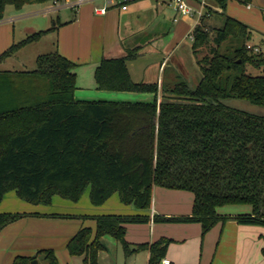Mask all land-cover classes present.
<instances>
[{
	"label": "trees",
	"instance_id": "16d2710c",
	"mask_svg": "<svg viewBox=\"0 0 264 264\" xmlns=\"http://www.w3.org/2000/svg\"><path fill=\"white\" fill-rule=\"evenodd\" d=\"M55 1L61 0H0V20L8 5L21 10ZM216 1L223 10L209 8L192 31L195 55L201 47L210 48L198 59L202 75L194 88L177 76L134 82L126 60L136 57L138 49L103 58L96 67L99 89L150 93L151 101L76 99V64L56 48L57 23L4 51L0 63L53 34L54 50L39 54L33 69H0V203L9 190L34 204H49L55 194L78 200L90 186L96 206L118 193L124 204L147 211L157 185L190 191L194 203L190 215L155 214V222H198L202 236L229 218L264 226V116L223 102L239 98L264 106V53L248 47L253 28L225 13L227 0ZM213 13L224 17L223 25L209 30L203 22ZM230 39L241 41L232 53L227 45L222 49ZM248 67L258 73L248 72ZM229 204H249L251 212H217ZM141 211L95 216V235L81 228L69 240V251L82 255L84 264H99V253L105 249L100 238L111 234L123 242L127 256L148 250V264H160L171 239L133 247L125 241V223L150 221ZM22 216L0 212V231ZM33 259L59 264L52 249L19 255L12 264H31Z\"/></svg>",
	"mask_w": 264,
	"mask_h": 264
},
{
	"label": "crops",
	"instance_id": "0c3cea01",
	"mask_svg": "<svg viewBox=\"0 0 264 264\" xmlns=\"http://www.w3.org/2000/svg\"><path fill=\"white\" fill-rule=\"evenodd\" d=\"M65 2L66 0H64ZM103 3L104 0L84 2L76 9L72 8L73 14L64 18L59 15L58 10L61 7L55 6L54 3L46 4L44 8L37 11L50 16L51 25L46 29L57 23L56 48L76 64L74 68L77 73L75 98L78 100H105L112 96L127 99L135 97L133 96L135 93L132 92L107 91L97 87L94 72L103 58L123 57L129 50L138 49L136 57L126 60L131 79L136 83H151L161 81L165 68L171 56L174 55L171 40L165 34V28L173 29L175 21L181 17L176 16L173 8L162 7L156 0H137L132 2L127 10L113 8L109 9L106 14L95 13L94 7ZM210 5L212 11H218L213 6L219 5L215 0H211ZM246 7L251 9L252 6L250 4L249 7L247 5ZM168 10H171L170 14ZM21 16L6 15L0 20V55L15 42L38 31L32 25L20 26L21 23L18 27L17 20ZM182 20L189 26L191 25L192 29V18L182 17ZM52 36L53 34H48L39 42L24 46L20 50L21 55L6 58L0 63V69H33L39 54L54 50ZM41 45L47 46L46 49H43L44 51L37 49ZM35 49H37L36 52H34ZM29 57L31 58L29 59ZM26 60L32 62L31 68L24 67L25 63L23 64V62ZM194 80L198 82L200 79L195 77ZM112 101H121V99ZM153 197L154 206H152L151 221L144 224L146 227H150V234H147L148 236L141 243H152L157 241L156 238L159 236L168 235H172L170 239L176 238L183 242L184 248L180 249L183 250L182 253L179 251L178 254L166 252L165 256L171 261V264H264L263 225L241 224L237 220L229 218L226 221L218 222L204 236H202L201 224L198 222L156 225L152 220L155 214L163 216L190 215L193 209L194 195L187 190L169 189L156 185L153 188ZM158 198L160 205L157 206ZM134 225H137V229L141 227L140 224ZM157 226L159 228L156 232ZM189 242L190 244L194 242L196 248L189 249L187 247ZM142 251L146 252L142 264H148L149 251ZM136 254L138 253H133L129 257L132 258ZM135 260L132 264H139Z\"/></svg>",
	"mask_w": 264,
	"mask_h": 264
},
{
	"label": "rangeland",
	"instance_id": "374dc122",
	"mask_svg": "<svg viewBox=\"0 0 264 264\" xmlns=\"http://www.w3.org/2000/svg\"><path fill=\"white\" fill-rule=\"evenodd\" d=\"M251 9L246 7V2L240 0H228L224 9L225 13L235 17L253 28V37L250 40L252 46H257L259 51L264 53V0H249ZM64 4V0L61 2ZM165 5H162V7ZM217 10L223 9L219 5H213ZM44 4L26 5L21 10L15 9L13 6L6 7V15H22L17 20V26L32 25L38 30L46 29L50 22V16L37 12L40 8H44ZM166 7V6H165ZM60 17H69L73 14L70 7H61L58 10ZM169 14L171 10H168ZM224 17L213 13L205 18L203 25L209 30L213 27H221ZM172 24V23H171ZM166 27V26H165ZM173 29L165 28L166 37L171 40L174 55L171 56L168 62L163 77L166 80H171L177 76L179 80L185 81L191 88H194L198 82L195 77L200 79L201 67L198 59L207 55L210 51L209 46L201 47L197 55L194 53L193 39L191 37V25L184 23L182 17L175 21ZM213 31L211 35H213ZM53 37V36H52ZM19 42V41H18ZM29 45V44H28ZM226 45L229 47H226ZM232 45V46H231ZM241 45L240 40L230 39L222 43V49H229L232 53ZM27 46V45H25ZM47 46H40L37 49L43 50ZM23 48V47H22ZM19 48L11 56H19L22 53ZM35 49L34 52L37 51ZM51 49V48H49ZM44 51V50H43ZM50 51V50H47ZM33 52V53H34ZM31 57H29L30 59ZM25 63V64H24ZM25 68H31L32 62L26 60L23 62ZM248 72L258 73L256 70L248 67ZM131 98L111 97L105 100L121 99V101H151L153 94L135 93ZM161 95L159 94L158 99ZM124 99V100H122ZM91 100V99H90ZM95 100V99H94ZM223 102L232 108L246 111L254 115L264 116V106L255 105L247 100L239 98L224 99ZM91 187L88 186L78 200H71L59 194L53 195L49 204H34L20 198L15 190L7 191L0 203L1 212L21 213L22 217L8 224L0 231V264H12L14 259L19 255H34L41 249H52L59 264H84L83 256L72 254L68 249L69 240L83 227L90 228L93 235L96 233L97 221L95 216L103 214H120V215H135L141 210L135 208L134 205L124 204L121 202L118 193L113 194L106 202L101 205H94L90 198ZM158 198L157 206L160 205ZM152 206H154V197L152 196ZM152 206L147 211H141L142 214L151 216ZM251 211L249 204H229L217 208V212L221 215H238L246 214ZM163 216V215H161ZM153 220V218H152ZM151 221V220H150ZM149 221V222H150ZM149 222L125 223V241L133 247L146 239L147 234H150V227L144 224ZM153 223L164 224L174 222L153 221ZM140 224L139 229L136 228ZM148 228V229H147ZM156 227V232L158 230ZM171 238L172 235L159 236ZM105 246V249L99 253V264H132L135 260L137 263L144 262L145 253L143 251L136 252L132 258L124 252L123 242L115 238L111 234H106L100 238ZM201 241V239H200ZM183 242L176 238H172L166 252H183ZM200 249V242L198 244ZM189 249L196 245L190 242L187 244ZM178 254V253H177ZM41 260V258H40ZM45 264L46 262H42Z\"/></svg>",
	"mask_w": 264,
	"mask_h": 264
},
{
	"label": "built area",
	"instance_id": "2783aa9c",
	"mask_svg": "<svg viewBox=\"0 0 264 264\" xmlns=\"http://www.w3.org/2000/svg\"><path fill=\"white\" fill-rule=\"evenodd\" d=\"M88 1L91 0H66L64 4H61L60 1H55L54 4L59 7L67 6L76 9L80 4ZM134 1L137 0H104L103 4L94 7V12L97 14H106L109 9L113 8L127 10L129 5ZM210 1L211 0H156L160 5L173 8L177 17L192 18V31L200 23L201 18L207 14L209 8H211ZM246 5L249 7L250 3H247ZM191 37L192 39L194 38L193 33H191ZM248 47H252L254 51H259L257 46L248 44ZM160 264H171V261L165 257L161 260Z\"/></svg>",
	"mask_w": 264,
	"mask_h": 264
},
{
	"label": "water",
	"instance_id": "95a60500",
	"mask_svg": "<svg viewBox=\"0 0 264 264\" xmlns=\"http://www.w3.org/2000/svg\"><path fill=\"white\" fill-rule=\"evenodd\" d=\"M31 264H38V259H33V260L31 261Z\"/></svg>",
	"mask_w": 264,
	"mask_h": 264
}]
</instances>
